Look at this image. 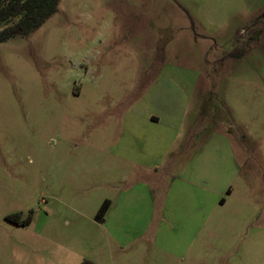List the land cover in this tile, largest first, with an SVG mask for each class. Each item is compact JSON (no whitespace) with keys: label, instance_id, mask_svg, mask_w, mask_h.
<instances>
[{"label":"rangeland","instance_id":"obj_1","mask_svg":"<svg viewBox=\"0 0 264 264\" xmlns=\"http://www.w3.org/2000/svg\"><path fill=\"white\" fill-rule=\"evenodd\" d=\"M149 115L193 139L198 187L235 193L189 251L128 161L186 182L127 151ZM263 227L264 0H61L0 44V264H264Z\"/></svg>","mask_w":264,"mask_h":264},{"label":"crops","instance_id":"obj_2","mask_svg":"<svg viewBox=\"0 0 264 264\" xmlns=\"http://www.w3.org/2000/svg\"><path fill=\"white\" fill-rule=\"evenodd\" d=\"M146 120L147 123H145V125L141 124V127H136V130L133 127L128 128L132 133L129 140H127V145L130 147L127 151H132L134 148L138 147L141 149V156L145 160H150L155 158V156L159 157L165 155L168 160L170 159V167L175 168L177 164H179L181 170L185 171L184 176L186 182L173 186L164 195L162 192L163 178L160 175H167L169 170L167 166L165 167L152 162H138L133 158H130L128 161L134 164V168L141 172L140 175H143L140 176L141 178L138 180L151 192L152 206L154 208L155 206L158 207L159 201L157 200L163 199V201L160 202V207L163 209L164 221L168 224L170 230H177L180 232L178 234L180 243L182 242L186 250L189 251L193 247L194 242L200 237L203 227L207 225L211 217L215 215L218 206L223 208L228 207L235 193L232 188H226L223 193L213 188L198 187V183H200L201 180L199 168L202 159L200 154L192 152L191 150L193 139H191V137L187 140L184 139V135L175 133L172 131L173 129L171 127L165 128L164 133H157L152 127L159 125L161 119L156 115H149L146 117ZM147 129L155 130V132H148ZM132 145H136V147L133 146L131 148ZM121 148L122 144H117L118 152H120L117 153L118 163L127 161L121 153ZM227 163H230V161H227ZM230 170L229 173L232 178L233 175ZM186 183L188 184L186 185ZM224 194H227L230 200L225 198ZM259 232L263 235L264 227L261 230L258 229L256 235L259 236ZM159 233L162 239L169 237L166 226H162Z\"/></svg>","mask_w":264,"mask_h":264},{"label":"trees","instance_id":"obj_3","mask_svg":"<svg viewBox=\"0 0 264 264\" xmlns=\"http://www.w3.org/2000/svg\"><path fill=\"white\" fill-rule=\"evenodd\" d=\"M60 3L61 0H0V44L36 32L59 12ZM111 205L109 200L104 202L95 218L97 222L104 223Z\"/></svg>","mask_w":264,"mask_h":264}]
</instances>
